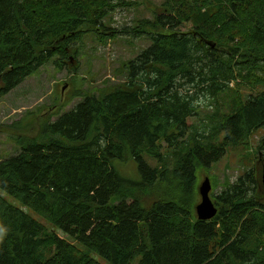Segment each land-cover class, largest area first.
I'll return each instance as SVG.
<instances>
[{"label": "trees", "instance_id": "16d2710c", "mask_svg": "<svg viewBox=\"0 0 264 264\" xmlns=\"http://www.w3.org/2000/svg\"><path fill=\"white\" fill-rule=\"evenodd\" d=\"M116 1L0 0V101L84 34L150 42L121 65L122 81L18 137L20 152L0 161V193L18 204L0 194V264H100L91 254L110 264H264L254 176L211 199L212 220L195 213L197 168L264 127V0H168L152 20L108 31L107 11L126 5ZM200 94L229 99L228 114L192 125ZM256 155L263 168L264 140ZM129 160L138 182L118 173Z\"/></svg>", "mask_w": 264, "mask_h": 264}, {"label": "rangeland", "instance_id": "374dc122", "mask_svg": "<svg viewBox=\"0 0 264 264\" xmlns=\"http://www.w3.org/2000/svg\"><path fill=\"white\" fill-rule=\"evenodd\" d=\"M166 1L168 0L110 2L112 4L125 2L126 5H119L107 11L100 26H105L108 31L132 28L140 20H152L156 13H163ZM188 29L187 25L183 31ZM149 45L146 36L135 38L119 35L118 38L107 39L103 44L96 36L84 34L78 42L74 41L71 49L66 52L63 62H59V57H54L49 64L41 67L0 101V161L20 152L16 144L18 137L29 139L36 137L45 122L49 120L53 122L58 116L72 109L82 101L83 95L96 94L105 83L122 81L125 75H119L121 65L132 60ZM234 87L233 82L230 88ZM239 91L245 98L254 94L245 86H240ZM222 98V95L200 94L198 100H195L197 109L191 117L192 125L202 127L210 121L215 122V115L228 114L231 101ZM262 140H264V127L252 134L246 146L227 149L222 159L208 169L197 168L195 174L197 190L204 179L208 178L211 184L210 196L214 201V197L228 184L235 183L245 174L254 176L261 185L263 163L257 160L256 149ZM144 159L151 166H156L154 160ZM116 163H118V173L123 178L131 182L140 180L135 161ZM257 191L258 194V187ZM4 197L18 205L11 198ZM198 202L199 196H197V204ZM24 210L49 228V225L31 210ZM54 231L60 238L69 240L61 231ZM91 257L100 264H110L95 254H91Z\"/></svg>", "mask_w": 264, "mask_h": 264}, {"label": "water", "instance_id": "95a60500", "mask_svg": "<svg viewBox=\"0 0 264 264\" xmlns=\"http://www.w3.org/2000/svg\"><path fill=\"white\" fill-rule=\"evenodd\" d=\"M261 183L264 189V167L261 175ZM210 190V180L208 178H205L198 189L200 201L195 206L196 217L200 221H210L217 214V209L209 197Z\"/></svg>", "mask_w": 264, "mask_h": 264}, {"label": "bare ground", "instance_id": "6f19581e", "mask_svg": "<svg viewBox=\"0 0 264 264\" xmlns=\"http://www.w3.org/2000/svg\"><path fill=\"white\" fill-rule=\"evenodd\" d=\"M262 170H263V168H262ZM261 175H262V173H261ZM262 184V183H261ZM210 192H211V190H210ZM210 192H209V197H210ZM210 199H211V197H210ZM212 201V200H211Z\"/></svg>", "mask_w": 264, "mask_h": 264}]
</instances>
